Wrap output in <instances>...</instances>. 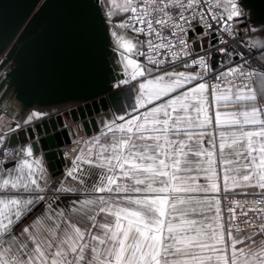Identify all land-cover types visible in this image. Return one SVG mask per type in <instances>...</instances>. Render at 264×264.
I'll list each match as a JSON object with an SVG mask.
<instances>
[{"label":"snow or ice","instance_id":"snow-or-ice-1","mask_svg":"<svg viewBox=\"0 0 264 264\" xmlns=\"http://www.w3.org/2000/svg\"><path fill=\"white\" fill-rule=\"evenodd\" d=\"M61 2L74 80L99 89L79 99L102 109L69 128L59 171L38 134L51 112L0 126V264H264V20L249 0Z\"/></svg>","mask_w":264,"mask_h":264},{"label":"water","instance_id":"water-1","mask_svg":"<svg viewBox=\"0 0 264 264\" xmlns=\"http://www.w3.org/2000/svg\"><path fill=\"white\" fill-rule=\"evenodd\" d=\"M250 15L264 20V0H249ZM72 5L61 0H0V106L16 101L21 108L75 106L45 117L38 123L40 147L50 165L62 170V147L70 142L66 119L73 122L96 118L99 104L85 106L81 96L99 92L97 87H81L74 80L78 50L69 31L74 13ZM100 96L104 93L100 92ZM90 103V102H89ZM83 107V112L79 108ZM86 133L93 131L89 124Z\"/></svg>","mask_w":264,"mask_h":264},{"label":"crops","instance_id":"crops-1","mask_svg":"<svg viewBox=\"0 0 264 264\" xmlns=\"http://www.w3.org/2000/svg\"><path fill=\"white\" fill-rule=\"evenodd\" d=\"M75 105L72 103H68V104H64V105H57V106H51V107H34V108H39L41 111H45V112H51V114L49 116L52 115H56L62 111H64L65 109H69L71 107H74ZM32 108V109H34ZM31 109V110H32ZM52 109H59L60 111L58 112H53L51 111ZM19 111V107H18V103L14 100L13 101H5L1 106H0V126H4L10 123H14V118L18 117ZM47 116V117H49ZM98 114H96V118H97ZM76 124H81V120L77 121V122H73L72 119L69 117L66 119V126L71 127V126H75ZM82 133H86V131L82 128L80 130Z\"/></svg>","mask_w":264,"mask_h":264},{"label":"built area","instance_id":"built-area-1","mask_svg":"<svg viewBox=\"0 0 264 264\" xmlns=\"http://www.w3.org/2000/svg\"><path fill=\"white\" fill-rule=\"evenodd\" d=\"M65 147H66V145L62 147V150H63V151L65 150Z\"/></svg>","mask_w":264,"mask_h":264}]
</instances>
